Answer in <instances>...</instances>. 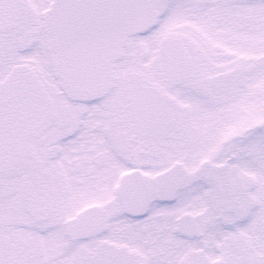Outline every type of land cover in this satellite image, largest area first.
Segmentation results:
<instances>
[{"label": "snow or ice", "instance_id": "6c2138e0", "mask_svg": "<svg viewBox=\"0 0 264 264\" xmlns=\"http://www.w3.org/2000/svg\"><path fill=\"white\" fill-rule=\"evenodd\" d=\"M0 264H264V0H0Z\"/></svg>", "mask_w": 264, "mask_h": 264}]
</instances>
